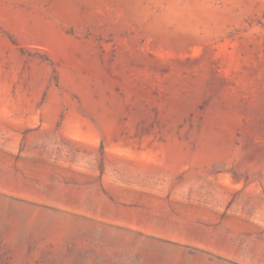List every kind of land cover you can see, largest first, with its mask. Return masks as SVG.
I'll return each mask as SVG.
<instances>
[{
	"label": "rangeland",
	"instance_id": "rangeland-1",
	"mask_svg": "<svg viewBox=\"0 0 264 264\" xmlns=\"http://www.w3.org/2000/svg\"><path fill=\"white\" fill-rule=\"evenodd\" d=\"M0 199L87 223L0 264H264V0H0Z\"/></svg>",
	"mask_w": 264,
	"mask_h": 264
},
{
	"label": "bare ground",
	"instance_id": "bare-ground-1",
	"mask_svg": "<svg viewBox=\"0 0 264 264\" xmlns=\"http://www.w3.org/2000/svg\"><path fill=\"white\" fill-rule=\"evenodd\" d=\"M0 211L9 213L20 212L25 214V223L27 227L35 233L39 231H46L47 238L56 245L58 252L63 251L64 243L67 237L72 236L71 233L75 231L76 228L87 227V223L84 222V220L69 215H54L44 210L34 211L30 207L23 206L17 203L7 202L4 199H0ZM2 229L3 226L0 221V230ZM93 230L94 229L89 230L87 235L90 236ZM123 240H132V235L123 239L121 238V241ZM121 241L117 240L116 242ZM142 246V251L146 255L160 254L167 255L168 258L175 257L172 252H165L162 248L156 246L153 241L145 240Z\"/></svg>",
	"mask_w": 264,
	"mask_h": 264
},
{
	"label": "water",
	"instance_id": "water-1",
	"mask_svg": "<svg viewBox=\"0 0 264 264\" xmlns=\"http://www.w3.org/2000/svg\"><path fill=\"white\" fill-rule=\"evenodd\" d=\"M96 223V221H93ZM97 224H99L101 227H97L95 228L92 233L95 234V233H100V230L99 228H102V232H101V236L104 240H120V237L121 235H123L124 233L126 232H131L132 230L131 229H128V228H125V227H120V226H114V225H111L109 223H100L98 222ZM172 251L174 253H180L181 252V249H182V245H180L179 243H176V242H171V241H166ZM199 252V256L194 258L192 260V263L193 264H210L207 260L208 256H211L209 253H206L204 251H198ZM219 260L218 263H213V264H239V263H236L234 261H229V260H225V259H220V258H217Z\"/></svg>",
	"mask_w": 264,
	"mask_h": 264
}]
</instances>
